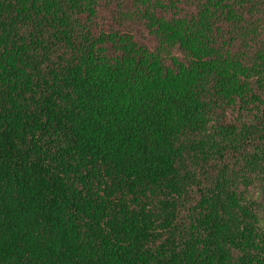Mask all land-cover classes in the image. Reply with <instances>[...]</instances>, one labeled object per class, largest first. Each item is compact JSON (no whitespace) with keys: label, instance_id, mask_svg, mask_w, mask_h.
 I'll return each mask as SVG.
<instances>
[{"label":"trees","instance_id":"1","mask_svg":"<svg viewBox=\"0 0 264 264\" xmlns=\"http://www.w3.org/2000/svg\"><path fill=\"white\" fill-rule=\"evenodd\" d=\"M0 264H264V0H0Z\"/></svg>","mask_w":264,"mask_h":264}]
</instances>
